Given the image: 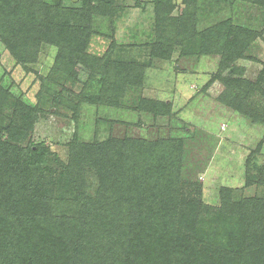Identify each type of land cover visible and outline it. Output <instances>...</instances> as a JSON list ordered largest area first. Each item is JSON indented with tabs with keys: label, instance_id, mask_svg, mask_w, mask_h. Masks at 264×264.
I'll return each mask as SVG.
<instances>
[{
	"label": "rangeland",
	"instance_id": "obj_1",
	"mask_svg": "<svg viewBox=\"0 0 264 264\" xmlns=\"http://www.w3.org/2000/svg\"><path fill=\"white\" fill-rule=\"evenodd\" d=\"M38 1L47 8L37 16L29 13H39L41 5L0 20V135L15 142L16 129L23 128L25 136H18L22 140L15 144L45 150L41 166L50 193L46 208L37 209L39 221L60 236H68L70 223L85 227L82 235L95 238V246L90 243L83 257L90 264L100 263L105 242L133 238V230L123 234L120 228V233L115 229L112 237L105 236L109 241L100 240L93 225L87 228L80 221L76 203L79 190L88 198L97 195L107 168L97 152L96 160L86 161L85 155L90 156L93 146L113 140L150 145L134 153L131 171H154L158 162L175 161L173 167L180 172L175 198L183 212L197 202L204 207L205 220L224 214V189L233 191L235 202L264 197L259 181L264 174V0ZM10 3L12 10L18 0ZM52 21L65 32L73 28L68 38L74 34V40L64 38L60 46L52 38L43 41ZM234 37L239 39L235 45L241 49L240 58L231 47ZM117 63L140 67L125 72ZM138 70L143 71L140 81ZM116 72L133 81L124 76L125 84L113 89ZM172 141H177L176 148L165 145ZM140 152L146 160L138 170ZM124 186L132 188L133 182ZM132 221L127 215L115 220L116 226ZM154 223L147 221L151 232L143 228L137 235L164 261L168 238ZM150 252L140 249L138 263L159 264Z\"/></svg>",
	"mask_w": 264,
	"mask_h": 264
},
{
	"label": "trees",
	"instance_id": "obj_2",
	"mask_svg": "<svg viewBox=\"0 0 264 264\" xmlns=\"http://www.w3.org/2000/svg\"><path fill=\"white\" fill-rule=\"evenodd\" d=\"M3 1L0 0V20L1 17L3 19L11 15L20 16L27 12L29 6L35 8L41 5L39 13H29L32 16H37L47 8L39 4L38 0H18V5L9 10L11 0L4 3ZM7 27L10 29L12 26L8 24ZM72 29L65 32L60 23L52 21L44 30L49 36L43 38V41L52 38L55 45H65L64 38L65 41H73L75 38L74 34L68 38ZM2 31L0 24V33ZM3 34H7V31ZM228 40L225 38L226 42ZM236 42L239 44V39L234 37L231 47H236L234 55L240 58L242 52L235 45ZM7 45L12 49V43L7 42ZM64 50L66 51V47L62 46V51ZM81 60L82 58H79V61L78 58L72 59L75 62ZM117 64L125 67L122 68L125 72L127 67L130 68L129 71L135 72L137 68L134 67H140L133 63ZM141 72L143 71H137L139 81L143 77ZM114 74L117 81L112 85L113 89H117L125 84L121 82L125 75L124 72ZM125 78L127 81H133V78L128 76ZM156 106L161 104L157 102ZM231 107L239 112L243 111L240 105L231 104ZM16 131L19 137L25 136V129L17 128ZM9 136H14V133L11 132ZM18 136L15 142L22 140ZM13 141L4 140L0 135V264H90L91 261L84 260L83 257L86 256L87 249H90V243L92 247L95 246V238L90 235L85 238L82 235L86 232L85 227L70 223L67 227L68 236H60L36 217L40 208H46L50 193V188L44 184L45 173L42 172L41 166L46 155L45 150L30 143L21 147ZM176 144L177 141H172L165 145L176 148ZM149 147L150 145L139 140H113L108 144L93 146L90 156L85 155L86 161L91 158L96 160L93 157L97 152L102 155V165H107V168L104 176L100 178L101 185L94 198H88L84 191L76 192V203H79L81 208L80 221L86 222L87 228L88 225H93V233H99L98 238L103 241H109L105 236L112 237L116 230L120 233V228L123 229V234H127V230L135 232L133 238L119 240L113 236L117 242H105V252L100 254L99 264H140L136 254L140 253V249L149 252L151 250L137 232H144L143 228L147 234L151 232L150 227L147 228L148 224H145L151 219L156 220L153 225L168 238L169 249L164 255V261H161L162 256L150 252L151 256L161 261L159 264H264V197H250L235 202L233 191L224 189L221 193V210L224 214H213L209 220H205L204 207L197 205V202H191V211L183 212L175 198L180 193L177 183L180 172L173 167L175 161L158 162L154 171L147 167L141 172L136 168L131 171L130 167L134 166L130 161L134 158V153ZM86 152L88 153V150ZM172 152L173 149L171 154ZM139 156L141 157L135 166L141 170L146 159L142 152ZM123 165L128 166V170H121ZM259 181L260 186L264 188V174ZM124 182H133V189L124 186ZM139 188L141 192L135 191ZM145 194L151 197L144 196ZM107 212L114 218L113 224L106 219ZM120 215L129 216L133 220L132 224L127 226L122 223L116 226L118 222L115 220ZM26 216L27 220H23ZM82 228L83 231L79 232ZM210 238L213 242L209 244L206 239ZM23 247H29L27 254L22 253ZM113 250H117L120 257Z\"/></svg>",
	"mask_w": 264,
	"mask_h": 264
}]
</instances>
